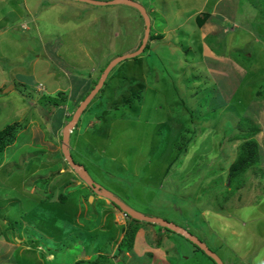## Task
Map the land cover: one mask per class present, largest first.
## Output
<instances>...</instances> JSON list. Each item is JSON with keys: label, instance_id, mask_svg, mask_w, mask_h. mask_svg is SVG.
Returning <instances> with one entry per match:
<instances>
[{"label": "rangeland", "instance_id": "374dc122", "mask_svg": "<svg viewBox=\"0 0 264 264\" xmlns=\"http://www.w3.org/2000/svg\"><path fill=\"white\" fill-rule=\"evenodd\" d=\"M132 1L149 17L144 53L111 71L71 130L72 162L102 192L188 231L223 264H264V180L249 170L234 192L224 177L240 144L225 138L230 128L242 117L264 127V0ZM199 12L209 14L202 27ZM144 32L139 12L124 5L0 0V131L27 123L0 153V264H95L98 254L107 259L98 264H214L177 234L131 224L106 197L104 210L63 156V130L100 69L136 52ZM137 92L142 99L126 109ZM81 136L83 159L73 148ZM263 137L255 136L257 171ZM99 213L109 219L97 230ZM88 219L99 241L84 230ZM132 228L143 243L118 252Z\"/></svg>", "mask_w": 264, "mask_h": 264}, {"label": "trees", "instance_id": "16d2710c", "mask_svg": "<svg viewBox=\"0 0 264 264\" xmlns=\"http://www.w3.org/2000/svg\"><path fill=\"white\" fill-rule=\"evenodd\" d=\"M208 15L209 14H207V13L199 14V17H202L201 22L199 23V27L203 26L205 20H207L209 17ZM143 53H144V50H143L142 54ZM139 57H140V55L138 56V59H140ZM109 63H110V61L103 68H101V69L99 68L100 69V75L102 74V72L104 71V69L107 67V65ZM112 75H114V74H112L110 72L108 77H111ZM108 77H107L106 81L108 80ZM99 78H100V76H99ZM99 78L96 79L95 82L96 81L98 82ZM113 78L114 77H111L110 79L113 80ZM89 92H87L85 94V96H83V98H85ZM214 94H215V92H214ZM59 95L60 94L57 93V96H59ZM130 96L132 98H128V99L123 101V106L126 109H131L135 105V103L138 104L140 102V100L142 99V96L139 95L138 92L136 94H132ZM215 96H216V98L218 97L219 100H221V97L218 95V92H216ZM259 96H262L261 91H258V92H256V94H254V99H256V98L258 99ZM59 97L64 99L65 94L62 96H59ZM83 98H82V100H83ZM133 98L139 99V101L138 100L133 101L134 100ZM261 99L264 100V97H262ZM56 101L57 100H56V95H55L54 103H56ZM134 109L135 108L132 109L133 110L132 112H134ZM26 124L27 123H24V124L15 123V124L6 126L3 130L0 131V153H2L7 147L11 146L14 143L15 137L18 135L19 132H21L22 130L25 129ZM210 126H213V125H210ZM210 130L214 131L212 127H210ZM214 132H216V131H214ZM259 132H260L259 128H257L248 117H242L238 121V123L236 124L235 128H233V129L230 128V133L228 134L229 136L227 135V137H225V138L229 139L231 143L240 142L239 146L237 147L236 157H235L234 161L232 162V164L228 167V170H227V172H225V175H224L225 180L229 185V188L234 192L239 190L244 185V183L246 181L247 173L249 170L251 172L254 171L253 174L256 177H259L260 179L264 180V174L262 173L263 171L261 170L262 171L261 172V171L254 170V166H256L259 163V154H260L259 153V144H258L257 140L255 139V136ZM210 133H212V132H210ZM212 137L215 139V135H213ZM225 138H222V140H221L220 150H221V148H223V145H224L223 140ZM229 140H227V141H229ZM187 142H189V146H190L191 145L190 144L191 139L187 140ZM225 143H227V142H225ZM182 149L187 150L186 147H183ZM179 150L180 149L178 148V153L176 154V157L174 159V165L172 167L170 166L169 169L178 166V164L180 163ZM219 154H220V152H219ZM210 160H212V158ZM175 162H176V164H175ZM171 163H172V161H171ZM205 167H207V166L205 165ZM201 175H203L204 180H208L209 176L208 177L205 176L204 173H202V172H201V174L197 175V177L199 178V176H201ZM202 183H203V181H202ZM128 219H129L131 224H135L136 222L138 224V221L132 220L130 218H128ZM159 228H161V227H159ZM162 229L164 231H166L167 233H173L168 229H165V228H162ZM84 230H86V232L88 231V229H84ZM136 230H137V228H132L128 232V234H126L125 237H123V239L120 242V245H118V252H122V250L124 249V246H123L124 244L128 248L127 250H130L129 246H130V244L133 245V241H134V238L136 236ZM87 233L89 235H93V238L95 239V241H97V240L99 241V239H98L99 235L98 236H97V234L95 235L93 233V231H91L90 233L89 232H87ZM66 248L68 249V247H65V249ZM198 251L201 252L200 250H198ZM97 253L98 252L93 253V254H97ZM87 254L88 253L85 251V255H87ZM83 262H87V261L78 260L77 262H75V264H82ZM102 262H107V259L101 254H98L96 256L95 260L93 261V263H95V264L102 263Z\"/></svg>", "mask_w": 264, "mask_h": 264}, {"label": "water", "instance_id": "95a60500", "mask_svg": "<svg viewBox=\"0 0 264 264\" xmlns=\"http://www.w3.org/2000/svg\"><path fill=\"white\" fill-rule=\"evenodd\" d=\"M72 1H78L82 3H87L89 5L93 6H98V7H105V6H114V5H124L131 7L139 12L141 15L144 23H145V32H144V37L142 44L140 45L139 49L132 53V54H127V55H122L119 56L115 59H113L107 67L104 69L103 73L101 74L98 83L96 86L89 92V94L84 98V100L80 103L78 108L76 109L74 115L72 116L71 121L68 123V125L64 128L63 130V137H62V151H63V156L67 159L69 162L70 166L76 171V174H78L79 179L95 194L101 197H106L108 200L115 205L121 212H123L126 216H128L130 219L135 220V221H141V222H147V223H152L155 225H158L162 228L168 229L171 232L183 237L187 241H189L191 244L196 246L200 251H202L205 256H207L210 260H212L215 264H223L221 260L214 254L212 253L201 241L196 239L194 236L186 232L185 230L165 222L164 220L157 219V218H151V217H146L137 214L136 212L130 210L128 207L123 205L117 198H115L111 194H107L105 192H102V190L87 176L86 172L84 171V168L79 167L78 165L74 164L72 162V159L67 151V145H68V140H69V134L70 131L74 129V126L78 123L81 115L83 112L87 109L89 104L92 102V100L95 98V96L99 93V91L103 88V85L110 74V72L121 62L128 60V59H133L137 56H139L145 47V44L147 42V39L149 37V29H150V22H149V17L146 13V11L138 4L130 1V0H112L109 2H98V1H91V0H72ZM13 87H10L9 89L5 90L3 93H7L12 90ZM100 189V190H99ZM82 256H84V253H82Z\"/></svg>", "mask_w": 264, "mask_h": 264}, {"label": "crops", "instance_id": "0c3cea01", "mask_svg": "<svg viewBox=\"0 0 264 264\" xmlns=\"http://www.w3.org/2000/svg\"><path fill=\"white\" fill-rule=\"evenodd\" d=\"M130 1H132V0H130ZM132 2H133V1H132ZM205 4H206V2L202 1V5H205ZM215 5H216V4H215ZM115 6H117V5H115ZM200 13H201V12H199L198 14H200ZM262 41H263V40H262ZM262 44H263V43H262ZM235 66H237V65H235ZM219 69H220V68H219ZM231 70H232V69H231ZM263 116H264V115H263ZM79 121H80V120H79ZM79 121H78V123H79ZM96 125L99 126L98 123H96ZM77 127H79L78 124L76 125L75 129H76ZM93 127H94V124L91 126V128H93ZM75 129H74V130H75ZM260 129H261V128H259V131H260V132H259L257 135H259L260 133H263V135H264V127H263V129H261V130H260ZM26 131H27V129H26V130H23L22 132H20V134L23 135V133H27ZM77 131H79V129H78ZM257 135H256V136H257ZM82 137H83V136H81V137L75 139L76 144H75V147H73V148L76 149V152H77V154L80 156V159H81V158L83 159V154H82V152L80 151V149H79V145H78V144H79V141H80V143H81V141H82ZM255 139H256V138H255ZM69 140H70V139H69ZM262 140H263L262 142H264V137L262 138ZM15 142H16V140H15ZM15 142H14V144H15ZM257 142H258V144H259V141H258V140H257ZM14 144H13V145H14ZM13 145H12V146H13ZM81 145H82V143H81ZM259 145H260V144H259ZM83 146L86 147V148H89V149H90V144H88V143L84 144ZM260 147H261V146H260ZM91 148H92V150L95 149L93 146H91ZM259 149H260V148H259ZM69 150H70V147H69ZM263 150H264V148H263ZM259 158H260V161H259V164H260L261 161H263V158L261 157V154H259ZM60 165H61V164H60ZM262 170H263V173H264V168H262ZM77 181H78V185H80L81 182H80L79 178L75 179V182H77ZM80 186H81V187H84V185H80ZM112 195H113V194H112ZM97 196H98V195H97ZM98 197L100 198V200H99V202H100V203H99L100 206H103V207H104V210H105V209H110V210H111L110 207H106V206L104 205L105 203H108V202H105V201L102 202L101 199H103V197H101V196H98ZM54 204H55V203H53L52 205H54ZM110 205H111V204H110ZM112 206H113V205H112ZM114 207H115V206H114ZM79 208H80V210L82 209V204H80V207H79ZM115 208H116V207H115ZM97 210H98V209H97ZM100 210H102V209H99V211H100ZM102 211H103V210H102ZM102 214H103V213L96 214V215L98 216L99 221H100L97 230L102 229V224H103V222H104L106 219H109V216H108V215H107V216H106V215L103 216ZM102 217H104V218H102ZM86 219H87V218H85L84 221H85ZM111 220L113 221L112 216H111ZM74 221H75V219H74ZM78 221H79V219H78ZM81 221H83V219L81 218V214H80V222H81ZM88 221H89V222H86V225H83V226H84V229H88L87 232L90 233V232L92 231V229H90V226H91L90 220L88 219ZM85 227H86V228H85ZM154 227H155V226H154ZM137 233H138V231H137ZM137 233H136V234H137ZM115 237H117V236L115 235ZM122 239H123V238H122ZM114 241H115V240H114ZM134 241H135V244H133V245H136V246H134V250H135V252L137 253V249H138L137 244H138V242H139V243H141V242L143 243V240H141V238H140L139 236L136 235L135 238H134ZM113 243H114V242L109 243V244H110V248H111V246H112ZM142 246L145 247L146 245H142ZM76 248H77V247H76ZM78 249H79V250H78ZM145 249H148V246H147ZM149 249H150V248H149ZM149 249H148V250H149ZM76 250H77L76 252H80V248H77ZM110 250H111V249H110ZM131 251H132V250H131ZM129 252H130V251H129ZM82 253H84V256L81 255L80 257H81V258H84V257L86 256V255H85V252H82ZM143 253H144V252H143ZM73 255H74V254H73ZM93 255H94V254H91V255H89V256L92 257ZM139 259H141V258H139ZM143 259L145 260V258L142 257V260H143ZM149 259H150V258H149ZM77 261H78V260H77ZM167 261H168L167 258H166V260L163 259V260H162V264H165V263L167 264ZM154 262H155V260H154ZM160 264H161V263H160Z\"/></svg>", "mask_w": 264, "mask_h": 264}, {"label": "clouds", "instance_id": "9594fccd", "mask_svg": "<svg viewBox=\"0 0 264 264\" xmlns=\"http://www.w3.org/2000/svg\"><path fill=\"white\" fill-rule=\"evenodd\" d=\"M140 45H141V44H140ZM141 54H142V53H141ZM121 56H122V55H121ZM88 94H89V93H88ZM83 100H84V99H83ZM83 100H82V101H83ZM85 111H86V110H85ZM85 111H84V112H85ZM84 112H83V113H84ZM71 133H72V131H70V134H71ZM70 134H69V135H70ZM114 206H115V205H114ZM116 208H117V207H116ZM117 209H118V208H117ZM118 210H119V209H118ZM119 211H120V210H119ZM120 212H121V211H120ZM122 213H123V212H122ZM123 215H124L126 218H129V217L126 216L124 213H123ZM138 222H140V221H138ZM161 228H162V227H161ZM181 229H182V228H181ZM183 230H184V229H183ZM185 231H186V230H185ZM186 232H188V231H186ZM174 234H175V233H174ZM182 238H183V237H182ZM188 242H189V241H188ZM204 245H205V244H204ZM205 246H206V245H205ZM201 252H202V251H201ZM215 255H216V254H215Z\"/></svg>", "mask_w": 264, "mask_h": 264}]
</instances>
